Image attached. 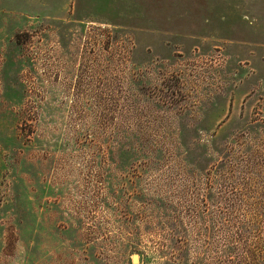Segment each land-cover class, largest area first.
Wrapping results in <instances>:
<instances>
[{
  "label": "rangeland",
  "instance_id": "1",
  "mask_svg": "<svg viewBox=\"0 0 264 264\" xmlns=\"http://www.w3.org/2000/svg\"><path fill=\"white\" fill-rule=\"evenodd\" d=\"M0 264H264V0H0Z\"/></svg>",
  "mask_w": 264,
  "mask_h": 264
},
{
  "label": "water",
  "instance_id": "2",
  "mask_svg": "<svg viewBox=\"0 0 264 264\" xmlns=\"http://www.w3.org/2000/svg\"><path fill=\"white\" fill-rule=\"evenodd\" d=\"M133 261H136V256L135 255L133 256Z\"/></svg>",
  "mask_w": 264,
  "mask_h": 264
}]
</instances>
